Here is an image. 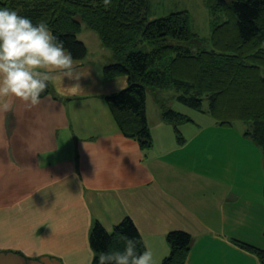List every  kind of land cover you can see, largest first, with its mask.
<instances>
[{"label": "crops", "instance_id": "0c3cea01", "mask_svg": "<svg viewBox=\"0 0 264 264\" xmlns=\"http://www.w3.org/2000/svg\"><path fill=\"white\" fill-rule=\"evenodd\" d=\"M97 57L88 48L74 59L90 73L82 95L60 97L52 88L45 95L52 99L35 108L16 100L0 113V264H92L95 224L112 231L126 216L153 264L170 254L174 229L192 234L185 264H262L238 242L264 247V204L199 196L208 183L189 167L197 152L190 143H162L152 126L151 148L126 136L106 97L118 92L116 81L128 86V76L105 78L110 63Z\"/></svg>", "mask_w": 264, "mask_h": 264}, {"label": "trees", "instance_id": "16d2710c", "mask_svg": "<svg viewBox=\"0 0 264 264\" xmlns=\"http://www.w3.org/2000/svg\"><path fill=\"white\" fill-rule=\"evenodd\" d=\"M151 0H0V7L17 10L33 23L45 21L63 41L74 59L87 56L79 38L83 23L100 34L116 61L104 67L105 78L128 76L129 84L106 97L113 119L123 133L151 148L153 134L147 115L148 88H175L178 99L209 112L222 126L250 121L254 141L264 153V0H206L213 31L211 48L192 28V16L183 9L168 15H150ZM52 87L46 90L47 95ZM209 101L203 109L204 99ZM164 106V119L178 124L193 121L177 109ZM135 239L137 252L147 246L132 217L126 216L108 231L96 223L90 233L92 264L108 250H123ZM171 252L161 264H185L192 234L184 229L168 232ZM264 264V247L239 241Z\"/></svg>", "mask_w": 264, "mask_h": 264}, {"label": "rangeland", "instance_id": "374dc122", "mask_svg": "<svg viewBox=\"0 0 264 264\" xmlns=\"http://www.w3.org/2000/svg\"><path fill=\"white\" fill-rule=\"evenodd\" d=\"M183 9L190 11L192 28L204 39L203 46L211 48L213 25L206 0H151L149 13L161 17ZM78 36L100 61H116L112 50L104 46L100 34L85 23ZM179 93L171 87L148 88L150 128L152 126L162 143L176 141L183 147L190 143L191 148L197 150L188 156V164L198 178L208 183L202 189L207 193L199 192V196L208 194L215 204L231 200L238 204H264V153L251 134H247L252 130L251 122L238 121L231 127H224L209 112L183 104L178 99ZM163 105L188 114L193 121L179 123V131L173 123L162 126L161 122H166ZM208 105L205 98L203 109L206 110ZM241 198H245L244 201L239 200ZM244 233L250 236L248 228Z\"/></svg>", "mask_w": 264, "mask_h": 264}, {"label": "clouds", "instance_id": "9594fccd", "mask_svg": "<svg viewBox=\"0 0 264 264\" xmlns=\"http://www.w3.org/2000/svg\"><path fill=\"white\" fill-rule=\"evenodd\" d=\"M111 2L102 0L105 8ZM89 76L77 70L71 52L45 21L33 23L15 9L0 7V113L13 111L16 100L29 110L51 100L43 95L49 87L60 97L80 96L85 92L81 81ZM136 248V240L127 238L122 251H105L97 264H153L150 250Z\"/></svg>", "mask_w": 264, "mask_h": 264}]
</instances>
